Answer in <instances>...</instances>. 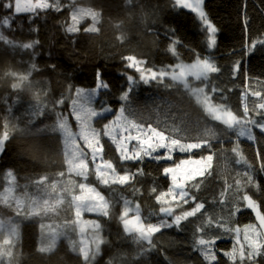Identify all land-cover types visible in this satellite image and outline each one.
<instances>
[{
  "label": "trees",
  "instance_id": "16d2710c",
  "mask_svg": "<svg viewBox=\"0 0 264 264\" xmlns=\"http://www.w3.org/2000/svg\"><path fill=\"white\" fill-rule=\"evenodd\" d=\"M7 2L9 0H0V20L10 15L11 10L3 7ZM12 2L14 4V0ZM59 3V11L50 8L38 10V14L13 15L10 18L14 30L0 28V32L18 43L39 41L34 49L35 55L33 50L23 51L0 42V76L7 70L25 71L34 62L37 70L33 72L31 81L37 85V89L42 90L41 100L47 105L43 115L33 116L32 105L37 102L36 89L23 88L14 92L11 88L13 81L0 78V135L4 132L5 118L10 135L4 150L0 152V223L3 224L0 249L5 252L0 258V264H82L78 254L79 246L70 243L64 236L57 237L52 252L39 251L41 242L43 247L49 244V234L55 227L53 222L64 213L66 216L61 220L67 223L66 229L71 230V223L74 221L71 197L79 193L80 182L97 186L102 194L117 202L112 218H104L103 235L109 243L102 246V255L97 257L95 264H108L109 260H112V264H205L203 256L193 246V236L197 225L208 218L220 219L232 228H240L242 240L244 226L257 223L255 213L245 208L242 196L246 192L257 201L264 200V172L259 170L256 160L258 149L264 153V135L258 129L254 130L258 138L256 143L248 141L246 137H240L239 140L245 158L254 166V180L259 188L246 186L237 191V173H242L247 168L235 163V156L231 152L236 140L234 133H228L231 140L222 136L223 144L220 140H212V151L216 153L213 174L201 186L200 191L193 189L205 208L196 217L182 221L181 228L164 229L156 234L153 241L155 248L143 256L138 255L140 250L125 236L119 222V209L127 198L132 201L133 206L139 203L142 215L155 222L156 217L150 214L158 213L159 206L156 205L154 195H151L153 180L155 178L156 184L160 186L158 191L166 190L167 182L161 171L163 167L170 166L172 161L156 162L147 157L142 162L128 161L121 166V172L124 168L136 172L143 167L145 175L137 177L126 186L117 184L106 187L99 184L94 173L89 176L88 181L69 174L62 136L51 131L58 113L68 115L71 112L76 88L93 89L96 86L98 71L110 88L97 90V108L110 105L113 109H119L123 103L118 99L121 88H127L123 75L126 70L122 62L123 56L135 55L155 68L178 63L167 52V30L175 29L176 36L184 44L200 48L203 37L195 14L186 9L174 8V0H59ZM79 8L91 9L99 14L96 24L98 31H83V28L92 25L91 18L81 22L80 32L65 31L71 23L73 10ZM204 9L219 30L218 47L213 55L222 71L212 74L210 82L195 84L205 87L209 93L212 88H218L220 91L215 93V102L226 103L233 110L242 113V97L252 107L260 101L251 92L264 89V47L257 46L248 56L241 54L246 38L264 34V0H205ZM121 35L126 39L119 40ZM178 50L181 59L190 63L192 54L184 47ZM238 59L243 60V66L241 72L234 76L231 66ZM245 70L248 74L247 83ZM127 72L134 74L139 80V74L134 73L133 69H127ZM165 84L173 86L165 87ZM61 99L65 100L62 105L57 103ZM126 115L145 126L151 123L168 129L173 134L187 135L193 140L197 137L208 139L205 128L209 125L217 127L215 122L209 121L206 124L195 98L189 96L182 85H174L168 78H165L164 83H137L130 94ZM106 116L107 119H95L94 126L103 128L105 123L114 118V113ZM70 124L73 131L77 132L74 118ZM177 129L180 131L177 132ZM103 142L105 158H116L119 164L115 147L107 137L103 138ZM222 149H226L223 154ZM207 154V151H197L195 156ZM185 158L186 154L179 152L174 156L176 162ZM9 171L12 172V177L7 175ZM61 172L63 176H60ZM42 177H47V181L38 183ZM53 184L56 185L55 189ZM8 186L13 190L12 199L5 197ZM134 189L140 191L134 195ZM56 195L58 214L42 211L43 201L46 198L53 199ZM237 200H240L239 204L236 203ZM37 204L40 205L38 215L34 214ZM191 206L194 205L186 207ZM236 207L240 210L229 216V210ZM10 221L19 227L20 237L16 239L12 236V243L3 244V238L11 232L6 230ZM41 224L45 225L43 232ZM212 231H216L220 237L214 246L217 253L216 264H231L223 253L233 249L236 234L216 229ZM42 235L43 240L40 241ZM73 247L76 251L72 250ZM9 251L11 256L7 255ZM245 264L250 262L246 261ZM255 264H264V256L256 257Z\"/></svg>",
  "mask_w": 264,
  "mask_h": 264
},
{
  "label": "snow or ice",
  "instance_id": "6c2138e0",
  "mask_svg": "<svg viewBox=\"0 0 264 264\" xmlns=\"http://www.w3.org/2000/svg\"><path fill=\"white\" fill-rule=\"evenodd\" d=\"M204 4L205 0H174L173 5L174 8L186 9L195 14V18L199 23V32L203 37L200 48L184 44L176 36L175 29L167 30L165 33L169 39L167 52L171 53L178 60V63L155 68L154 66H148L145 60L139 59L135 55L123 56L122 62H124L126 69L123 75L127 82V88H121L118 99L123 103H121L118 110L113 109L110 105L107 107L101 106L99 111L89 106L97 90H108L110 88V85L103 80L102 74L98 71L96 86L90 91L76 88V99L72 100L71 112L68 115H64L63 112L58 113L56 122L51 126L52 132L59 133L63 137L64 158L65 163L68 165L69 174L74 173L83 181H88L89 176L94 173L100 185L106 187L117 184L126 186L137 177L145 175L143 167L138 168L136 172H132L128 168H124L121 172L120 168L126 162H142L146 157L156 162L172 161L170 166L163 167L161 171V175L167 182L166 190L158 191L160 186L156 184L155 178L153 180L151 195H154L156 205L159 206L158 213L150 214V216L156 217L155 222L150 217L142 215L139 203L133 206L132 201L127 198L123 200V204L119 209V222L122 225L123 232L140 250L138 252L140 256L148 255L155 248L153 241L156 234L161 233L164 229L181 228L182 221H188L190 217H196L205 208V204L198 201L193 189L197 192L200 191L201 186L213 174V159L216 153L212 151V140H220L223 144L221 137L231 140L228 133H234L236 140L231 152L235 156V163L243 164L247 168L246 171L237 173V191L239 192L246 186L259 188L254 180V166L245 158L239 138L246 137L248 141L256 143L258 138L255 129H258L260 134L264 135V89L251 92V95L257 97L260 101L252 107L245 103L242 97L243 111L240 113L233 110L226 103L215 102V93L220 91L218 88H212L211 93H209L206 92L205 87L196 86L195 82L201 84L210 82L212 74H219L222 71L213 55L214 50L218 47L219 30L205 11ZM3 7L11 11L9 16H5L0 20V28L10 30H14L10 18L13 15L22 13L38 14V10L43 11L50 8H55L57 11L61 9L59 0H53L51 3L49 0H14V4L12 0H9ZM98 15L91 9H74L71 14V23L65 31L67 33L80 32L79 25L81 22L87 17H91L92 25L83 28V31L85 33L96 32L98 31L96 27ZM31 30L36 31V29ZM118 39L124 40L126 37L121 35ZM0 42L23 51L33 50V55H35L34 49L39 43L38 40L18 43L3 32H0ZM257 46L264 47V34H259L255 38H246L241 51L242 56L250 55ZM180 47L186 48L192 54L193 58L190 63H185L181 59V53L178 50ZM242 66L243 60H236L231 66L232 74L235 76L240 73ZM127 69H133L134 73H138L139 80L136 79L134 74H129ZM36 70L37 66L33 62L25 71L7 70L3 72L0 78L12 80L11 88L14 92H18L23 88L36 89L37 102L32 105V114L33 116H40L46 112L47 105L41 100L42 90L37 89V85L31 81L32 74ZM247 75L245 70L246 83L248 82ZM165 78L171 80L174 85H182L188 95L195 98L197 105L202 110L206 124L209 121L216 123L217 127L209 125L205 128L208 139L197 137L193 140L187 135L173 134L168 129L153 126L151 123L145 126L144 123H139L126 115L130 94L137 83L142 82L146 85L151 84L153 81L164 83ZM171 86L173 85L165 84V87ZM43 94L46 95V93ZM57 103L62 105L65 100L61 99ZM53 110H55V105ZM106 113H114V119L105 123L103 128L95 127L93 120L96 118L107 119ZM256 117H259V119ZM73 118L76 121V127L79 128L78 132L73 131L70 124ZM219 125L223 127L219 128ZM8 127L7 118H5L4 132L0 135V152L4 150L5 143L10 138ZM179 131L177 129V132ZM104 137H107L115 147L119 164L116 158L111 156L105 158ZM197 151H207L208 154L196 157L195 153ZM223 151H226V149H222V154ZM177 152L186 154L187 158L176 162L174 156ZM256 160L259 163V170L264 172V153L259 149L256 151ZM7 175L9 177L13 176L11 171ZM63 175V172H61L60 176ZM46 181L47 177H42L38 183L42 184ZM52 187L55 189L56 185L53 184ZM79 190L80 194L72 196L76 216L74 226L79 229L81 234L87 228L92 229V232L91 243L86 245L85 241L81 240L78 254L82 264H95L97 257L102 255V246L109 243L103 235L105 230L104 218L108 220L112 218L114 211L117 209V202L107 198L98 190L97 186L91 183L80 182ZM139 191V189H134V195ZM241 199L245 208L255 213L257 221V223L244 226L242 240L240 239V228H232L220 219L208 218L195 228L193 246L201 253L205 264H216L217 261L214 246L220 237L212 229L236 234L233 249L223 253L231 261V264H245L246 261L255 264L256 257L264 256V200L257 201L246 192ZM224 202L221 201V203ZM236 203L239 204L240 200H237ZM190 205L194 206L186 207ZM239 210L238 207L229 210V216L235 215ZM83 213L94 214L97 218L84 220L82 218ZM2 227L3 224L0 223V229ZM40 227L41 232H43L45 225L41 224ZM11 235L19 239L18 226L12 227ZM59 235L61 233L57 231L51 232L49 234V244L40 248L39 251L52 252ZM9 243H12V241H9ZM72 250L76 251V248L73 247ZM4 255L5 252L0 249V257ZM7 255L11 256V251ZM108 264H112V260H109Z\"/></svg>",
  "mask_w": 264,
  "mask_h": 264
},
{
  "label": "rangeland",
  "instance_id": "374dc122",
  "mask_svg": "<svg viewBox=\"0 0 264 264\" xmlns=\"http://www.w3.org/2000/svg\"><path fill=\"white\" fill-rule=\"evenodd\" d=\"M79 9H82V8H79ZM87 18H91V17H87ZM85 90H89L90 91L91 89H85ZM74 99H76V96H75ZM96 100H97V92H96L95 96L92 97L89 106L92 107V108H94V109H96L97 111H99L101 108L100 109L97 108V106H96ZM108 114H110V113H106L105 115H108ZM94 121H95V119L93 120V124H94ZM78 131H79V128H78L77 132ZM62 139H63V137H62ZM69 183H71V181H69ZM74 187L76 188V183H74ZM78 194H80V190H79V193ZM12 195H13V190L11 189V186H8L7 187V190H6V193H5V197H8V198L12 199ZM57 197L58 196L56 195L53 199L46 198L43 201V204L41 205L42 211H44L46 213L53 214V215L58 214L59 205H58ZM50 205H52V207H50ZM39 206L40 205L37 204V211L34 214H36L38 212ZM71 211L73 212L74 221H75L76 220L75 207L72 204V197H71ZM65 216H66V214L64 213L63 215H61V216L58 217V220H56L57 218L55 219V221L53 222V224L55 225L53 231H57L58 230V232L61 233V235H59V237L64 236L70 243L76 244L79 247H80L81 240H84L86 245L87 244H90L91 243V232H92V229L87 228L85 230V232L83 234H81V232L79 231V229L74 226V221H73L71 223V227L72 228H71L70 231H68L66 229L67 223H65L64 220H61ZM85 216H95V215L94 214H91V213H83L82 218L84 220H89ZM13 226H15V223H12L11 221L8 222L7 223V229L6 230H11ZM0 231H3V230L0 229ZM11 237H12L11 232L8 233V234H6L5 237L2 240V243L3 244H8V242L11 240ZM42 240H43V235L41 236L40 241H42ZM42 244H43V242H41V248L43 247Z\"/></svg>",
  "mask_w": 264,
  "mask_h": 264
}]
</instances>
